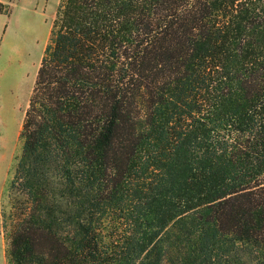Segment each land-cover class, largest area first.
Segmentation results:
<instances>
[{
  "label": "trees",
  "instance_id": "trees-1",
  "mask_svg": "<svg viewBox=\"0 0 264 264\" xmlns=\"http://www.w3.org/2000/svg\"><path fill=\"white\" fill-rule=\"evenodd\" d=\"M20 139L11 264H264V0H60Z\"/></svg>",
  "mask_w": 264,
  "mask_h": 264
},
{
  "label": "rangeland",
  "instance_id": "rangeland-1",
  "mask_svg": "<svg viewBox=\"0 0 264 264\" xmlns=\"http://www.w3.org/2000/svg\"><path fill=\"white\" fill-rule=\"evenodd\" d=\"M59 3L0 0V264H11V235L27 206L26 196L12 181L26 111Z\"/></svg>",
  "mask_w": 264,
  "mask_h": 264
}]
</instances>
